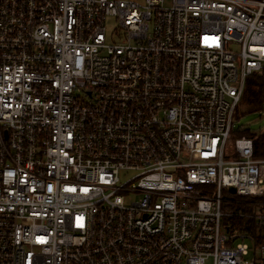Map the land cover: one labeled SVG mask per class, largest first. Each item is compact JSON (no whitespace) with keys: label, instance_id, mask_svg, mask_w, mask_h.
I'll return each mask as SVG.
<instances>
[{"label":"built area","instance_id":"2783aa9c","mask_svg":"<svg viewBox=\"0 0 264 264\" xmlns=\"http://www.w3.org/2000/svg\"><path fill=\"white\" fill-rule=\"evenodd\" d=\"M262 70L264 0H0V264H264Z\"/></svg>","mask_w":264,"mask_h":264},{"label":"rangeland","instance_id":"374dc122","mask_svg":"<svg viewBox=\"0 0 264 264\" xmlns=\"http://www.w3.org/2000/svg\"><path fill=\"white\" fill-rule=\"evenodd\" d=\"M126 1V0H125ZM137 1L139 3H143L144 0H132ZM106 30L107 34H109L113 28L115 23L112 18H107L106 21ZM107 41L111 42L112 39L108 36ZM233 49H238L237 45H233ZM232 132L231 136H237V134L242 130H247L250 133L260 134L264 132V102L260 108H252L246 103L239 102L232 119ZM239 200L242 199L240 197H236ZM231 210H237L238 207L236 204L231 205ZM210 262L208 261L207 264Z\"/></svg>","mask_w":264,"mask_h":264},{"label":"trees","instance_id":"16d2710c","mask_svg":"<svg viewBox=\"0 0 264 264\" xmlns=\"http://www.w3.org/2000/svg\"><path fill=\"white\" fill-rule=\"evenodd\" d=\"M242 100L243 103H246L252 108H260L262 106L264 102V70L254 73L246 78L239 102H242ZM239 136L252 137L254 139L255 155L257 157H264V132L255 134L250 133L247 130H242L237 136L232 135V139ZM242 222V220H238V223ZM248 229L249 227H247L246 230Z\"/></svg>","mask_w":264,"mask_h":264},{"label":"water","instance_id":"95a60500","mask_svg":"<svg viewBox=\"0 0 264 264\" xmlns=\"http://www.w3.org/2000/svg\"><path fill=\"white\" fill-rule=\"evenodd\" d=\"M229 190H230L232 193L234 192V188H233V187L229 188Z\"/></svg>","mask_w":264,"mask_h":264}]
</instances>
